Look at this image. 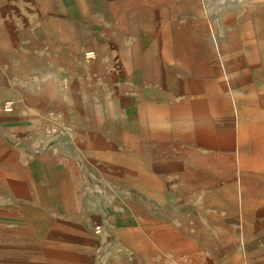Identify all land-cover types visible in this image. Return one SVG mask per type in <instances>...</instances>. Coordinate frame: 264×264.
Returning a JSON list of instances; mask_svg holds the SVG:
<instances>
[{"label":"crops","instance_id":"obj_1","mask_svg":"<svg viewBox=\"0 0 264 264\" xmlns=\"http://www.w3.org/2000/svg\"><path fill=\"white\" fill-rule=\"evenodd\" d=\"M20 1L0 0V264H264L257 238L221 243L205 223L206 167L227 180L209 203L231 204L242 173L264 196V115L243 110L222 133L196 122L220 107L219 82L202 83L219 76L211 11L197 0ZM80 23L96 45L86 62ZM254 34L264 71V27ZM123 115L131 131L118 129ZM237 150L242 167L222 169Z\"/></svg>","mask_w":264,"mask_h":264},{"label":"rangeland","instance_id":"obj_2","mask_svg":"<svg viewBox=\"0 0 264 264\" xmlns=\"http://www.w3.org/2000/svg\"><path fill=\"white\" fill-rule=\"evenodd\" d=\"M116 1L118 0H113L114 5ZM144 1L149 2V0ZM20 2L31 3L32 1L24 0ZM63 2L73 5H78V3L85 4L83 0H63ZM196 4L201 8L200 0H197ZM263 4V0H238L230 8L225 7L217 12L210 13L214 19L219 21L216 27L211 26V30L214 33L217 31L219 35L217 40H211V43L214 47H217L219 53V57L214 61V64L219 67V76L214 75L212 77L209 75L203 77L202 83L218 84L219 82L220 107L218 116L215 118L216 120L209 119L208 115L203 112L204 114L198 113L196 115L197 123L203 122L209 128L219 127L222 133L231 130L234 115L236 122H239L240 113L243 110L248 111V115L252 120H256L260 115H264V71L254 34L255 29L264 27ZM61 14L63 13L61 12ZM214 15L216 16L214 17ZM89 18L96 19L97 17L94 14ZM79 19L89 20L82 16ZM60 30L63 31V34L68 33V35L72 36L70 28H61ZM74 36L81 50L82 61L86 62L88 59L85 57V51L93 50L92 47L96 46L93 45L90 38V28L80 23L76 26ZM95 55L97 60L96 52ZM96 60H92L90 63H95ZM222 86L225 87L223 91H221L223 89ZM207 94L206 92L203 93L205 96ZM196 107L199 108L200 106L197 105ZM121 120L123 122H118V129L120 131H131L132 118L123 115ZM263 121L261 122L263 123ZM60 126L61 142L67 141L70 135L69 130L67 126H63L62 124ZM237 136H239L238 128ZM240 156L241 152L237 150L235 154L221 157L220 166L222 169L227 170L235 163L236 167H239ZM241 160L240 166L242 167ZM208 162L210 163V159L205 158V163ZM242 174L239 188H235L234 194L232 193L233 201L231 204L228 203L221 206L209 203L208 201L214 198L213 195H215L218 189L219 191L222 190V185L224 182L227 183V180L225 179L219 183L211 181V171L207 167L203 170V177H197L199 183L203 180L204 184L201 191L205 200L206 198L208 199L204 203V211L205 213H209L211 219L206 220L205 223L208 225L207 229L214 236V239H219L221 243L228 235L234 233L237 247L250 238H257L264 245V196L259 197L258 193L260 192L257 187L255 185L248 186L247 182H245L246 177L244 173ZM226 178L228 177L226 176ZM236 179H239L238 175ZM262 188L264 187H260V189ZM228 194L229 192H222L224 196ZM246 222L250 225V230L247 233L246 227L248 225ZM204 244L205 253H211L212 247L208 244L206 236ZM96 257L99 260V254Z\"/></svg>","mask_w":264,"mask_h":264},{"label":"built area","instance_id":"obj_3","mask_svg":"<svg viewBox=\"0 0 264 264\" xmlns=\"http://www.w3.org/2000/svg\"><path fill=\"white\" fill-rule=\"evenodd\" d=\"M238 0H201V4L202 7L207 10V11H211V12H217L218 10L222 9V8H228L231 6H234L237 3ZM85 57L88 60H91L94 58V54L93 52H87L85 53ZM3 109L6 112H11L13 107H12V103L11 102H6L3 105ZM93 232L95 234H98L100 232V227L99 226H95L93 228Z\"/></svg>","mask_w":264,"mask_h":264}]
</instances>
